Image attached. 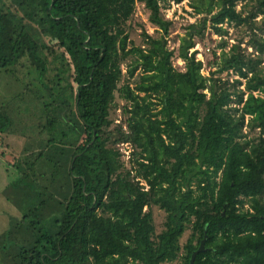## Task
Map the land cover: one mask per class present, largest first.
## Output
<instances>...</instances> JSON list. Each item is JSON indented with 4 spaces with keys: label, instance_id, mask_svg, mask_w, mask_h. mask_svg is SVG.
Here are the masks:
<instances>
[{
    "label": "trees",
    "instance_id": "1",
    "mask_svg": "<svg viewBox=\"0 0 264 264\" xmlns=\"http://www.w3.org/2000/svg\"><path fill=\"white\" fill-rule=\"evenodd\" d=\"M10 1L0 10V68L27 55L43 85L48 58H64L72 102L63 93L43 107L47 125L61 120L75 135L63 133L70 188L60 208L43 197L31 205L0 234V264H188L204 236L193 264H264V0H187L200 16L177 48L162 9L183 0ZM137 2L154 27L139 43L130 38ZM230 26L247 39L228 37ZM212 34L219 52L205 75L194 47ZM54 76L50 94L61 88ZM6 120L0 112V133ZM153 207L165 212L158 233Z\"/></svg>",
    "mask_w": 264,
    "mask_h": 264
},
{
    "label": "rangeland",
    "instance_id": "2",
    "mask_svg": "<svg viewBox=\"0 0 264 264\" xmlns=\"http://www.w3.org/2000/svg\"><path fill=\"white\" fill-rule=\"evenodd\" d=\"M11 4L10 0H0V10ZM162 10L165 17L169 16L170 18L172 14L170 20L173 25L168 36V46L177 48V39L179 35L183 34L184 26L189 22H194L200 15L193 13L187 0L174 6L170 4L163 7ZM131 27L130 38L136 43L140 42L142 29L151 34L154 33V27L148 22V12L139 2L136 4ZM228 31L229 35L227 36L232 39L243 36L244 41L247 39L244 28L230 26ZM217 37L219 36L217 35ZM40 38L45 46L53 44V40L47 36L40 35ZM212 38L209 42L199 43L194 47L202 53L204 51L202 58L205 60L203 71L205 75L209 70H214L211 63H206V60L211 62L212 50L219 52L217 46L220 39L215 38L213 34ZM232 39L229 42L232 43ZM49 58L50 64L48 61L46 77L44 76L45 78L42 79L45 82L43 85L37 78L36 71L27 55L20 57L15 64L0 68V112H3L8 118L0 133V234L13 230L23 213L26 214L31 209V205L38 203L42 197L43 199L49 198L50 207L57 211L60 208L58 203L66 197L70 188L67 167L62 159L66 157L68 149H71L68 139H64L63 133H68L72 129L65 128L64 123L59 119L58 122L61 124L47 125L49 115L43 107V101L51 102L53 106V100L65 93L68 97L70 96L72 102V89L69 86L72 68L64 58L63 66L62 61L56 62L53 60L55 58L53 56ZM172 63L174 67L183 69V62L176 55L172 58ZM56 67L63 69L61 71ZM56 73L63 77L60 85L65 90L56 88L50 94L49 88L53 82L51 79L55 77ZM221 76L230 79L236 77L231 74L226 75V73ZM72 110L71 106L70 111L72 112ZM71 112L68 111L69 118L73 117ZM119 114V110H117L118 119L120 118ZM74 135L72 130L68 136ZM128 149L129 147H123L124 151H128ZM60 150L63 155L60 154ZM40 152H42L41 155ZM34 189L40 194L34 193ZM152 213L155 233H158L163 229L165 212L158 207H153ZM54 217L55 214H51L45 219L41 226L44 231L50 229L51 223L49 222L53 221ZM29 219L31 218L29 217ZM188 235L189 230H186L180 238L181 245L185 243ZM48 245L52 246L53 240L49 241ZM166 264H181V260Z\"/></svg>",
    "mask_w": 264,
    "mask_h": 264
},
{
    "label": "water",
    "instance_id": "3",
    "mask_svg": "<svg viewBox=\"0 0 264 264\" xmlns=\"http://www.w3.org/2000/svg\"><path fill=\"white\" fill-rule=\"evenodd\" d=\"M204 245H205V236L200 241L198 248L192 252L188 264H193L194 263V259H195L196 254L198 252L203 251L205 249Z\"/></svg>",
    "mask_w": 264,
    "mask_h": 264
},
{
    "label": "built area",
    "instance_id": "4",
    "mask_svg": "<svg viewBox=\"0 0 264 264\" xmlns=\"http://www.w3.org/2000/svg\"><path fill=\"white\" fill-rule=\"evenodd\" d=\"M171 5H172V6H174V5H178V3H175V2L172 1V2H171ZM171 16H172V14L170 15V18H169V16H168V18L171 19ZM214 37H215V38H219V37H217V35H214ZM197 58H198V59H202V54H201V53H198V54H197ZM203 71H204V68L201 69V72H202V73H203ZM125 147H128V145H125ZM128 151H129V149H128ZM128 151H125L126 154H128ZM126 158H128V155H127Z\"/></svg>",
    "mask_w": 264,
    "mask_h": 264
}]
</instances>
